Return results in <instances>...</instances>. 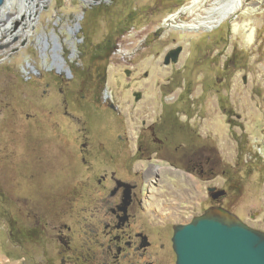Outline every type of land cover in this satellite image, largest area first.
<instances>
[{
  "label": "rangeland",
  "instance_id": "1",
  "mask_svg": "<svg viewBox=\"0 0 264 264\" xmlns=\"http://www.w3.org/2000/svg\"><path fill=\"white\" fill-rule=\"evenodd\" d=\"M40 1L30 34L0 49V264H61L57 242L42 236L31 241L10 239L5 221L14 214L23 225H32L37 212L48 221L68 219L74 212L71 197L83 191L87 177L72 173L81 169L77 132L91 126L98 138H111L107 134L111 121L94 114L104 98L115 104L128 132L139 128L142 119L147 125L162 110H175L182 118L186 112L198 114L209 152L229 163L239 141L240 166L249 157L256 158L240 206L264 212V4L251 13L238 11L208 29L183 31L174 28L169 17L190 0ZM180 20L188 18L182 15ZM53 34L65 67L76 64L88 69L91 53L102 59L91 64L90 72L100 69L103 79L88 102L70 97L67 104L76 116L89 112L91 121L59 118L60 96L43 94L40 76L47 72L44 66L49 67L50 59H42L36 45L41 35L50 43ZM177 46L182 47L177 62L164 65V56ZM145 164L134 161L131 167L141 169ZM42 169L49 173H28ZM190 180L192 209L184 217L178 212L184 222L201 214L196 201L205 197L203 182L197 177ZM151 201L150 207L162 211L167 207H161L163 200ZM166 202L170 208L179 203L176 197ZM247 225L258 227L249 221ZM164 243L157 260L175 264L169 238Z\"/></svg>",
  "mask_w": 264,
  "mask_h": 264
},
{
  "label": "flooded vegetation",
  "instance_id": "2",
  "mask_svg": "<svg viewBox=\"0 0 264 264\" xmlns=\"http://www.w3.org/2000/svg\"><path fill=\"white\" fill-rule=\"evenodd\" d=\"M39 38L36 46L42 59L46 56L50 59L49 67L44 66L47 72L39 77L44 80L43 94L60 96L59 118L78 122L81 117L91 121L89 112L76 116L68 110L67 104L70 97L75 102L87 101L102 82L100 69L90 72L91 64L101 62V57L91 53L88 69L76 64L74 68L65 67L56 39L49 43ZM52 69V74H48ZM136 98V101L140 99ZM106 99L94 114L111 121L112 126L107 132L111 138H98L91 126L80 127L77 132L78 166L81 169L72 170V173H86L87 177L83 191L71 197L74 212L68 219L50 221L37 212L32 225H23L19 216L10 214L5 221L10 239L31 241L42 236L47 242H57L56 255L61 264H160L157 258L165 250L164 242L168 238L171 242L173 226L187 223L181 217L192 209L191 177L203 182L205 197L196 201L201 213L209 207H220L246 225L247 221L258 225L255 229L264 232V212L245 211L240 206L239 197L253 174L252 163L256 158L249 157L241 167L238 163L239 141H236V153L229 163L218 153L209 152L207 131L201 129L198 114L186 112L182 118L175 110H162L147 125L142 119L139 128L128 132L117 107ZM134 161H145L146 164L141 169H134L131 167ZM21 165H24L23 161ZM15 167L19 165L16 163ZM28 173L49 172L42 169ZM171 197H176L179 202L175 208H170L166 202ZM152 199L163 200L165 203L161 207H167L163 211L155 205L150 207ZM176 216L179 219L175 220Z\"/></svg>",
  "mask_w": 264,
  "mask_h": 264
},
{
  "label": "water",
  "instance_id": "3",
  "mask_svg": "<svg viewBox=\"0 0 264 264\" xmlns=\"http://www.w3.org/2000/svg\"><path fill=\"white\" fill-rule=\"evenodd\" d=\"M9 3L10 0H0V32L10 35L0 49L16 41L24 26L19 22L21 15L7 19L3 13ZM30 19L27 14L26 20ZM181 50V46L169 50L163 64L176 63ZM171 243L175 264H264V232L220 207H209L189 222L173 226Z\"/></svg>",
  "mask_w": 264,
  "mask_h": 264
},
{
  "label": "bare ground",
  "instance_id": "4",
  "mask_svg": "<svg viewBox=\"0 0 264 264\" xmlns=\"http://www.w3.org/2000/svg\"><path fill=\"white\" fill-rule=\"evenodd\" d=\"M10 2L11 3L7 5V8L3 10V13L7 15V19L11 18V16L13 17L18 14L21 15L20 19H24L25 23L24 26L20 27L17 37L26 38L30 34L31 23L34 22V17L36 16L38 7L41 6L40 4L42 1L10 0ZM263 4L264 0H190L189 4L182 8L180 12L170 15L169 21H171L174 28L178 29H208L221 20L230 17L233 14H237L238 11L243 10L251 13ZM27 14L31 16L30 20H26ZM182 15L186 16L188 21H177ZM3 36L4 34L0 32V39ZM9 37L10 35H7L6 40L4 41H8ZM54 39H57L55 34L51 37L52 41H54ZM251 39L252 31H249V40ZM39 40L46 41L47 37L41 35Z\"/></svg>",
  "mask_w": 264,
  "mask_h": 264
}]
</instances>
